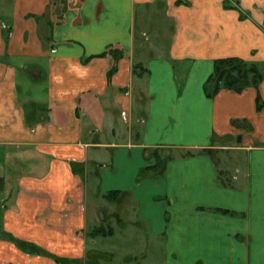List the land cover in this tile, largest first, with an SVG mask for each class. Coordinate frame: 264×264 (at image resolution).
Returning a JSON list of instances; mask_svg holds the SVG:
<instances>
[{
	"label": "crops",
	"instance_id": "1",
	"mask_svg": "<svg viewBox=\"0 0 264 264\" xmlns=\"http://www.w3.org/2000/svg\"><path fill=\"white\" fill-rule=\"evenodd\" d=\"M108 191L120 264H264V0H0V264L86 259Z\"/></svg>",
	"mask_w": 264,
	"mask_h": 264
},
{
	"label": "rangeland",
	"instance_id": "2",
	"mask_svg": "<svg viewBox=\"0 0 264 264\" xmlns=\"http://www.w3.org/2000/svg\"><path fill=\"white\" fill-rule=\"evenodd\" d=\"M184 151V150H183ZM185 152V151H184ZM164 155H174V151L171 149H168L163 153ZM183 152L181 153V155ZM160 168V167H159ZM98 196V195H97ZM125 195L120 196V194H111L109 196V200L105 199H99L97 200H102L101 206L96 209V213L99 218H103L102 222H99L95 225L92 226L90 224L88 228L86 229L87 232V241H88V252L86 253V259L81 260H73L75 264H120L119 261H125L127 256H131L132 253L126 252L122 253V250H129L127 248L128 244L123 243L121 244L120 252L118 253V250L114 249V246L112 248L111 243L113 242V238L109 237V231H110V225L111 223H114L116 221V215H114L111 210L113 206H110L109 203L114 202V201H119L122 199V197ZM94 240V242H93ZM122 241V240H120ZM123 242V241H122ZM152 244L154 243L151 241ZM114 243V242H113ZM115 243L117 244V241L115 240ZM130 246V244H129ZM116 248V247H115ZM134 250V249H132ZM137 250V249H136ZM148 252L145 255V258H143L140 261V264H164L163 261V255L162 254H154V249L151 247L147 249ZM113 251V252H111ZM128 254V255H127ZM125 257V258H124ZM124 258V259H123ZM142 258V257H141ZM62 262L66 263V259L63 261V258H61ZM124 263V262H123ZM128 264L127 262H125Z\"/></svg>",
	"mask_w": 264,
	"mask_h": 264
},
{
	"label": "trees",
	"instance_id": "3",
	"mask_svg": "<svg viewBox=\"0 0 264 264\" xmlns=\"http://www.w3.org/2000/svg\"><path fill=\"white\" fill-rule=\"evenodd\" d=\"M261 75L254 63H248L237 57L219 58L214 61L213 71L207 79V82L214 84L212 94H215L221 87L232 89L236 92L241 91L249 84L257 85ZM201 152L210 153L209 149H202ZM186 151L182 155L188 154ZM167 159L170 156L166 157ZM164 163V160H162ZM111 194H117L116 191H108L103 196L109 200Z\"/></svg>",
	"mask_w": 264,
	"mask_h": 264
}]
</instances>
